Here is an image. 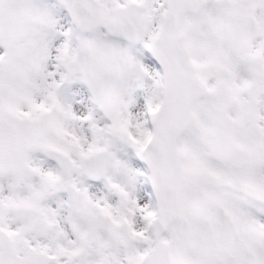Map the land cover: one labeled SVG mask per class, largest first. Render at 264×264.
Listing matches in <instances>:
<instances>
[{"label":"snow or ice","instance_id":"obj_1","mask_svg":"<svg viewBox=\"0 0 264 264\" xmlns=\"http://www.w3.org/2000/svg\"><path fill=\"white\" fill-rule=\"evenodd\" d=\"M0 264H264V0H0Z\"/></svg>","mask_w":264,"mask_h":264}]
</instances>
